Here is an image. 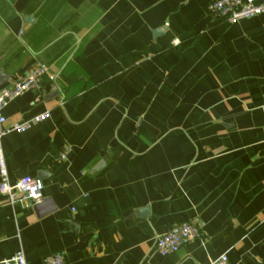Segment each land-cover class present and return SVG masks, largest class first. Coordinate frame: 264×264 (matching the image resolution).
I'll use <instances>...</instances> for the list:
<instances>
[{"label":"crops","instance_id":"crops-1","mask_svg":"<svg viewBox=\"0 0 264 264\" xmlns=\"http://www.w3.org/2000/svg\"><path fill=\"white\" fill-rule=\"evenodd\" d=\"M213 1L0 0V85L48 66L4 109L9 177L52 204L0 194V260L264 264V12L216 20ZM182 222L202 238L161 257Z\"/></svg>","mask_w":264,"mask_h":264},{"label":"built area","instance_id":"built-area-1","mask_svg":"<svg viewBox=\"0 0 264 264\" xmlns=\"http://www.w3.org/2000/svg\"><path fill=\"white\" fill-rule=\"evenodd\" d=\"M210 12L216 20L236 22L250 19L264 12V0H215L210 5ZM48 72V66L36 62L22 77L11 81L7 86L0 85V194L6 196L11 203L25 202L28 206H36L43 202V183L39 178L24 176L15 182L9 177L8 167L3 150V138L11 129L6 127L5 107L15 98L27 91L37 89L42 77ZM40 96L36 97L39 100ZM50 112H44L32 120L14 125L13 129L23 132L33 125L50 118ZM72 148L64 146L59 155V161L68 160ZM201 228L191 222L176 224L171 230L156 237V249L161 257L178 253L187 243L201 239ZM0 264H27L24 250L21 248ZM44 264H65L64 253L58 251L44 259ZM212 264H231L226 254L219 256Z\"/></svg>","mask_w":264,"mask_h":264},{"label":"water","instance_id":"water-1","mask_svg":"<svg viewBox=\"0 0 264 264\" xmlns=\"http://www.w3.org/2000/svg\"><path fill=\"white\" fill-rule=\"evenodd\" d=\"M102 165L103 164L99 165L96 170L100 169ZM50 203L51 202L49 199H45V201L43 203L36 205L34 207V209L36 210L38 215L42 216L51 210L52 204H50Z\"/></svg>","mask_w":264,"mask_h":264}]
</instances>
